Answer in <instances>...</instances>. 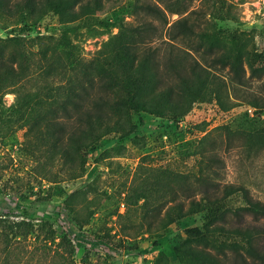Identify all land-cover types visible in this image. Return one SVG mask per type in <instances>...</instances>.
I'll list each match as a JSON object with an SVG mask.
<instances>
[{
	"label": "rangeland",
	"instance_id": "1",
	"mask_svg": "<svg viewBox=\"0 0 264 264\" xmlns=\"http://www.w3.org/2000/svg\"><path fill=\"white\" fill-rule=\"evenodd\" d=\"M19 1L0 0V61L15 68L0 74V264H201L204 251L227 260L233 242L244 250L243 236L217 224L235 222L247 195L264 200V71L252 67L264 61V0H174L168 19L201 8L203 42L240 58V74L210 67L187 114L172 119L152 103L132 112L129 135H104L87 157L45 118L54 108L65 118L60 108L90 65L110 67L142 0L32 10ZM166 40L163 32L152 44L165 51ZM203 181L215 183L211 202ZM221 211L227 219L204 238L186 233Z\"/></svg>",
	"mask_w": 264,
	"mask_h": 264
},
{
	"label": "trees",
	"instance_id": "2",
	"mask_svg": "<svg viewBox=\"0 0 264 264\" xmlns=\"http://www.w3.org/2000/svg\"><path fill=\"white\" fill-rule=\"evenodd\" d=\"M173 1L142 0L137 5L136 23L128 26L127 39L116 46L109 57L110 67L104 69L95 63L90 65L60 108L65 118L56 117L59 110L55 108L53 115L45 118L57 137L63 139L66 134L69 142L83 151V156L87 157L97 141L110 132L129 135L134 125L132 112L150 111L152 103L172 119L187 114L193 101L204 94L206 84L203 81L209 79L210 67L229 65L240 74V58L216 53L210 42H203L210 33L202 22L203 10L193 9L191 14L194 17L187 14L171 22L167 10H173L176 3ZM48 3L50 0H21L17 5L32 10L37 7L42 9ZM163 32L170 46L165 51L152 44ZM205 49L207 56L204 58L199 53ZM259 56L263 58L262 54ZM260 61V64L252 66L256 73L264 71V61ZM14 69L12 64L0 61V74ZM113 108L125 116L117 117L112 112ZM200 187H203V199L211 202L209 191L215 183L203 181ZM226 188L229 191L246 190L234 184ZM192 202H196L195 199ZM247 202V205L234 210L235 222L217 224L225 233L243 236L246 239L244 250L233 242L234 253L227 260L204 251L205 259L201 264H264V200L247 195ZM207 218L203 227H188L186 233L191 237L204 238L210 231L209 223L214 219L225 221L227 213L209 212ZM105 240L98 237L100 244ZM194 251L197 250L192 246L178 248L181 254H193Z\"/></svg>",
	"mask_w": 264,
	"mask_h": 264
}]
</instances>
